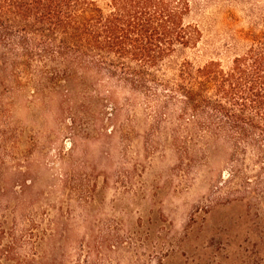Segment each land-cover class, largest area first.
<instances>
[{
	"label": "rangeland",
	"instance_id": "1",
	"mask_svg": "<svg viewBox=\"0 0 264 264\" xmlns=\"http://www.w3.org/2000/svg\"><path fill=\"white\" fill-rule=\"evenodd\" d=\"M95 1L107 9L112 0ZM263 11L264 0H192L185 22L203 37L174 61L229 68ZM3 69L0 264H264V187L254 188L251 171V187L231 183L226 146L211 144L204 163L179 170L173 150L147 152L142 121L130 141L98 124L91 131L101 138L73 144L61 95L36 98L34 86L18 93Z\"/></svg>",
	"mask_w": 264,
	"mask_h": 264
},
{
	"label": "trees",
	"instance_id": "2",
	"mask_svg": "<svg viewBox=\"0 0 264 264\" xmlns=\"http://www.w3.org/2000/svg\"><path fill=\"white\" fill-rule=\"evenodd\" d=\"M191 1L112 0L103 9L95 0H0L3 73L12 70L18 93L34 86L36 98L61 95L60 121L73 144L101 138L91 131L98 124L115 125L107 135L130 141L142 121L149 154L173 150L179 170L194 169L211 144H223L231 183L249 188L244 174L257 172L254 188L263 189L264 11L229 68L195 66L174 61L203 37L185 22ZM122 91V106L110 108Z\"/></svg>",
	"mask_w": 264,
	"mask_h": 264
}]
</instances>
